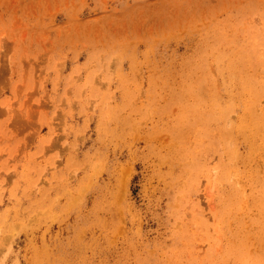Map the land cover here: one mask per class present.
Returning <instances> with one entry per match:
<instances>
[{
  "label": "rangeland",
  "instance_id": "374dc122",
  "mask_svg": "<svg viewBox=\"0 0 264 264\" xmlns=\"http://www.w3.org/2000/svg\"><path fill=\"white\" fill-rule=\"evenodd\" d=\"M0 264H264V0H0Z\"/></svg>",
  "mask_w": 264,
  "mask_h": 264
}]
</instances>
